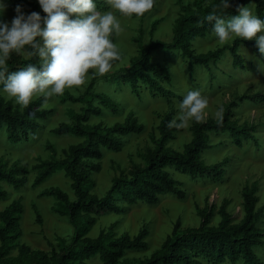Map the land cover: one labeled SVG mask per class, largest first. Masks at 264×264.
Masks as SVG:
<instances>
[{"label":"trees","instance_id":"1","mask_svg":"<svg viewBox=\"0 0 264 264\" xmlns=\"http://www.w3.org/2000/svg\"><path fill=\"white\" fill-rule=\"evenodd\" d=\"M181 8V15L173 26V38L170 42L153 40L154 33L162 20L153 22L151 27V41L148 47L137 39L139 45L138 56L131 59L130 66L122 68L108 75L93 73L92 80L85 93L75 96L65 92L61 97L63 102L81 105L79 112H69L72 122L62 123L53 130L58 136L71 135L82 139L78 144H72L62 150L63 158H57V150L51 144L48 149L52 152L50 160L40 161L33 167L37 171L34 186H39L53 176L63 171L71 180L73 190L70 194L59 187L45 189L41 195L53 197L56 205L53 210L62 217H67L73 227L71 240L58 239V245L51 244L50 251L33 249L21 243L23 237L22 218L24 205L22 199L12 202L0 212V264H92L93 258L99 257L98 264H264L259 258L256 249L264 247V229L259 227L264 218V211L257 210L258 198L255 191L249 187L243 190L244 218L233 223L232 215L227 211V204L220 208L221 221L217 226L212 225V211L199 212L201 224L199 227L182 229L181 219H178L170 235L167 236L161 247L153 252L149 258L128 259V251H145L149 248L147 241L150 233L143 228L137 235L128 233L117 235L115 229L118 223L112 224L107 230H102L97 237L90 234L98 223V217L106 214H122L127 207L145 202L155 205L164 195H174L180 199L186 198V192L169 171L177 168L189 174L192 178L207 176L214 180H222L226 171L225 163L208 165L204 154L210 151V133H229L232 142L239 148L247 142H253L259 147L254 133L257 127L254 124L238 125L231 120V107L236 102L225 105L219 119L193 120L191 131L192 140L184 146L182 151L167 148V144L174 139L179 130L168 127V122L175 118V110L170 104L169 111L162 117L158 126L159 139L153 138L156 148L149 150L144 156L143 165L135 164L126 173L120 171L104 196L94 192L96 180L93 173L101 170V160L104 158V149L119 152L122 138L145 131L142 124L133 112H130L124 122L112 126L91 124L92 117H100L105 111L118 113L120 104L106 93L96 91L98 80L114 81L117 87H129L139 98H142L141 87L148 90L152 97L157 95L175 97V93L166 87L172 85L173 79L170 71L164 64L154 60L153 51H178L188 61L190 75L194 76L198 66L209 67L210 63L217 64L224 51H229L233 59L234 68H244V57L239 52L240 44L250 46L264 63V55L259 52L255 40L237 38L231 46L206 53H197L194 43L214 34L211 25L204 21L205 15L210 11L221 14L235 15L239 5H247L249 0H230L231 7L223 9L221 0H194L193 5H185L177 0ZM21 5L24 13L38 11L46 15L37 4L30 0H13L11 9ZM159 4L143 16L152 13ZM256 14L264 18V0H253ZM98 7L107 10L106 0H98ZM120 14V13H119ZM121 16H126L120 14ZM133 17H137L135 14ZM112 39L117 41V34ZM123 59V56L113 62L111 71ZM28 63H38V57L32 56L28 51L13 53L8 60V69L18 70ZM108 71V72H109ZM2 88V85H0ZM125 89V88H124ZM254 97H261L256 95ZM253 96L243 95L237 101L256 100ZM45 101L43 96L32 101L22 110L10 101L0 96V131L5 130L7 139L11 143L20 144L29 142L42 129V123L49 119L50 110L42 108ZM171 103V102H170ZM257 147V148H258ZM30 170L27 165L14 164L8 168L0 162V200L8 197L3 183L19 190L28 183ZM37 222L43 224L42 216L34 205ZM17 254L14 255V250Z\"/></svg>","mask_w":264,"mask_h":264},{"label":"rangeland","instance_id":"2","mask_svg":"<svg viewBox=\"0 0 264 264\" xmlns=\"http://www.w3.org/2000/svg\"><path fill=\"white\" fill-rule=\"evenodd\" d=\"M41 6L38 0H30ZM183 4L193 5L194 0H182ZM13 0H5L7 8L0 19L11 21L17 14L16 9H11ZM251 7L255 12V5ZM113 11H116L113 9ZM117 15L120 19L123 31L117 34V45L123 59L108 75L122 68L130 66L131 59L138 56L139 45L137 39H141L143 46L148 47L151 41V27L153 22L162 20L159 28L154 33L153 40L170 42L173 38V26L181 15V8L177 0H159L156 9L145 17H129ZM239 37H233L227 42H221L214 34L194 43L197 53H206L231 46ZM251 40H255L254 38ZM250 46L240 44L239 52L244 57V68L233 66V59L229 51H224L220 61L210 63L209 67L198 66L194 76L190 75L188 61L177 51H153L154 60L160 62L170 71L173 83L167 88L175 93V97L157 95L152 97L148 90L141 87L142 98L139 99L129 87L119 88L114 81L101 79L97 81L96 91L103 92L120 104L118 113L107 111L100 117H92L91 124H103L112 126L124 122L130 112L137 116L145 126V131L122 138L119 152L104 149V158L101 160V170L94 172L96 188L94 192L104 196L112 185L120 171L128 173L135 164L143 165V156L156 148L153 138L159 139L158 126L162 117L169 111L170 104L175 110V118L179 111V101L190 89H198L205 95L209 104L205 109L204 119H219L221 109L225 105L236 102L231 107V120L238 125L254 124L257 131L254 133L259 147L253 142H247L243 148L235 145L230 134L210 133V145L213 148L204 154V160L208 165L225 163L226 171L222 180H214L210 177L192 178L189 174L177 168H169L172 176L181 184L186 192V198L180 199L174 195H164L160 202L151 205L141 202L138 205L127 207L122 214H106L98 217V223L91 232L92 237H97L102 230H107L112 224L118 223L115 232L117 235L128 233L137 235L143 228L148 229L150 235L147 239L149 248L145 251H128V259L149 258L158 250L178 219H181L182 229L199 227L201 217L199 212L212 211V225L217 226L221 221L220 208L227 204V211L232 215L233 223L240 222L244 216L243 190L247 186L255 191L258 198L257 210L264 211V63ZM264 55V54H263ZM92 75H88L83 85L66 88L75 96H79L88 88ZM2 89V88H0ZM63 93V94H64ZM62 95L49 97L48 102L42 107L52 113L49 119L42 123V129L35 136H31L29 142L15 144L7 139L5 130L0 131V162L8 168L14 164L27 165L30 173L28 183L16 190L12 186L3 183V188L8 192V197L0 200V212L12 202L22 199L24 214L22 218L23 237L21 243H25L33 249L50 251L51 244L57 246L58 239L69 242L73 234V227L67 217H62L54 212L56 201L53 197H44L41 193L51 187H59L66 191L72 198L73 190L71 180L63 171L56 172L48 180L39 186H34L37 171L33 169L40 161L50 160L52 152L47 145L51 144L57 150V158H63L62 150L72 144L82 142V139L71 135L58 136L53 130L62 123H71L69 112H79L81 105L63 102ZM261 97H254L256 95ZM243 95L257 98L256 100L237 101ZM0 96L10 101L20 110L24 106L18 104L15 99L6 92L0 90ZM41 95L33 97L37 100ZM171 102V103H170ZM194 120V119H193ZM179 128L175 137L167 144V148L174 151H182L184 146L192 140L191 126ZM258 147V148H257ZM39 210L43 224L37 222L34 209ZM1 224V222H0ZM259 227L264 229V218ZM259 258L264 262V247L256 249ZM17 254V249L13 252ZM99 257L93 258L90 263L98 264ZM202 264H211L202 262ZM231 264V263H226ZM238 264H244L243 261Z\"/></svg>","mask_w":264,"mask_h":264},{"label":"clouds","instance_id":"3","mask_svg":"<svg viewBox=\"0 0 264 264\" xmlns=\"http://www.w3.org/2000/svg\"><path fill=\"white\" fill-rule=\"evenodd\" d=\"M38 2L46 15L38 11L26 14L18 4L10 22L0 19V90L25 107L34 96L41 95L46 101L62 95L66 88L83 85L90 69L96 74L107 73L121 57L112 39L113 34L123 31L117 12L139 17L155 4V0H106L108 8L101 10L98 0ZM252 3L249 0L247 5H239L235 15L210 11L201 23L207 21L221 42L233 37L254 38L259 52L264 54V18L254 13ZM220 6L227 10L230 0H221L216 7ZM6 8L5 0H0V16ZM23 51L38 57V63L10 71V56ZM208 104L200 90H188L179 101L178 118L170 120L168 127L185 128L193 119L203 120Z\"/></svg>","mask_w":264,"mask_h":264}]
</instances>
